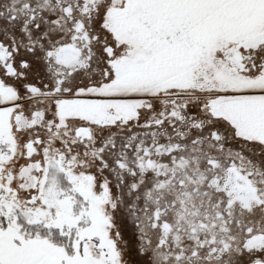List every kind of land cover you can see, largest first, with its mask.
Listing matches in <instances>:
<instances>
[{
    "label": "snow or ice",
    "instance_id": "6c2138e0",
    "mask_svg": "<svg viewBox=\"0 0 264 264\" xmlns=\"http://www.w3.org/2000/svg\"><path fill=\"white\" fill-rule=\"evenodd\" d=\"M0 264H264V0H0Z\"/></svg>",
    "mask_w": 264,
    "mask_h": 264
}]
</instances>
